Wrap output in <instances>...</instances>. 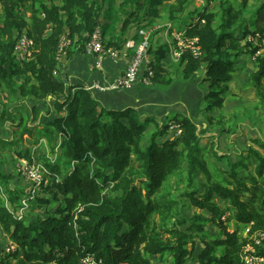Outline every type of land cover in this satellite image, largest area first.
Returning <instances> with one entry per match:
<instances>
[{"label": "trees", "instance_id": "trees-1", "mask_svg": "<svg viewBox=\"0 0 264 264\" xmlns=\"http://www.w3.org/2000/svg\"><path fill=\"white\" fill-rule=\"evenodd\" d=\"M193 1L0 0V94L8 93L0 111V230L15 246L0 264H80L87 256L96 264H152L153 257L164 264H244L248 247L251 255L264 257V141H254L261 152L249 148L232 162L209 153L210 144L201 145L198 125L186 115L159 123L141 119L131 107L107 110L89 90L73 93L59 75L74 52L84 53L98 26L104 50L131 38L134 46L129 49L135 51L139 30L180 24L184 39H197L202 55L195 59L185 52L168 68L181 82L201 74L208 86L205 109L223 107L236 81L237 58L247 48L255 68L245 87L264 102V54L247 40L251 35L259 45L264 41V1L248 25L243 15L249 0L237 7L226 0H200L195 7ZM157 33L147 48V57L152 55L150 82L169 85L172 80H162L169 76L162 67L167 45L153 48ZM23 34L34 47L31 60L21 63L13 50ZM238 35L246 47H240ZM62 38L71 45L58 61ZM24 104L31 117L18 111ZM50 108L51 121L39 123ZM217 120L211 117V123ZM217 127L209 122L205 130ZM14 152L10 162H36L44 171L41 192L34 198L14 182L15 174L3 169L9 162L6 155ZM207 153L227 161L226 166L208 164ZM59 157L70 163L63 173ZM201 175L199 189L195 183ZM174 186L177 191L185 186V192L174 197ZM23 201L27 207L19 220ZM189 206L200 212L186 219L181 209ZM43 207L42 215L34 214Z\"/></svg>", "mask_w": 264, "mask_h": 264}, {"label": "rangeland", "instance_id": "rangeland-1", "mask_svg": "<svg viewBox=\"0 0 264 264\" xmlns=\"http://www.w3.org/2000/svg\"><path fill=\"white\" fill-rule=\"evenodd\" d=\"M229 3H231L234 7L238 6V3H240L242 0H226ZM264 0H249L248 4V10L245 11L243 17L246 19L247 25L249 18L253 15L254 10L262 4ZM173 3L176 2V0H172ZM194 6L200 7L201 1L200 0H194ZM2 14V8L0 7V15ZM26 17H29V14H26ZM164 24H159L157 26H153L151 28L156 29V31H159L161 35V39L158 40V43H165L163 39V33L167 29ZM170 32L172 33H182L185 30L184 25H171ZM248 27V26H247ZM165 29V30H164ZM164 30V31H163ZM252 30V28H250ZM163 31V32H162ZM169 32V31H167ZM159 34V33H158ZM158 34L156 35L158 37ZM169 35H171L169 33ZM155 36V37H156ZM172 36V35H171ZM169 42L174 41L170 36H168ZM238 38L241 39L239 41L240 47H246V41L243 40L242 35H238ZM255 39V40H254ZM247 40L251 42V44L255 45L259 48V53L264 54V41H262V44L259 45L258 37L256 36H247ZM258 44V45H257ZM173 45V44H172ZM134 46V45H133ZM132 46V47H133ZM34 47V46H33ZM131 48V47H130ZM251 48H247L244 50V52L241 53V55L237 58V62L235 65V68L238 70L235 74L236 81L230 84V91L229 95L226 97L225 103L223 107L220 110H207L205 109L207 106V102L204 98L205 94L208 92V86L207 84L202 83V76L201 74L195 75L190 81L184 83L182 86L178 87V84L181 82L176 79V77L172 76H166L163 78V80H172V85H164V84H153L149 81V85L144 86L148 89H151L154 91V93L158 94V96L164 95L168 98V104L171 105V109H161L153 107L146 112H148L149 118H155V116L161 117L165 112H175L172 114L168 119L172 118L175 114L182 113L189 117L190 119L194 120V122L198 125V131L200 136H202L201 139V145H209V153L218 152L219 155H225L228 159L232 160V162L235 161L236 158H238L239 154L243 153L245 150L249 148H253V150H258L261 152V150L258 148L257 144L254 143L255 140L259 139L264 141V102L259 101L258 97L254 93V90L251 87H245V83L248 80V77L252 73V71L255 68L254 61L250 59V53ZM14 53V50H13ZM33 54V49L30 53V57L27 58L25 61L28 62L31 60ZM57 59V57H56ZM58 60V59H57ZM60 61V60H58ZM242 72L244 75H242ZM263 87H264V80H263ZM158 85L162 87H158ZM153 86V87H152ZM157 86V87H154ZM129 90V89H123L119 88V90ZM114 90H108V91H115ZM8 93L5 92V94H0V111L3 107L2 104L7 103ZM165 102V100H164ZM18 103V102H17ZM167 103V102H165ZM15 104V103H13ZM2 105V106H1ZM9 105V103L7 104ZM11 105V104H10ZM20 105V104H19ZM21 107L18 111L24 116L29 115V117L32 116L31 108H28L27 105H21ZM53 110L50 108L49 114L50 115H42L41 119L39 120V123H47L48 121H51V118L53 117ZM155 115V116H154ZM215 115V118L219 117V120H217V131H215L213 128L206 129L207 123L210 122V126H214L216 123L215 121L211 123V117ZM49 116V117H48ZM27 122V121H26ZM35 122L32 121V125ZM31 127V126H30ZM220 130H224L225 134L221 136ZM215 131V132H214ZM235 133V134H234ZM172 134H175L172 132ZM4 139H7L6 135H2ZM29 146H33V149L36 150L39 148V145H33L32 143L29 144ZM12 147V146H11ZM30 147H28L30 149ZM22 149H26L27 147H20ZM18 147L14 146V150H17ZM50 150V148H48ZM41 150V148H40ZM39 150V154H40ZM44 152H47V148H43ZM55 151V150H54ZM205 150L203 149L202 152ZM42 152V151H41ZM16 152H14V155L12 153H9L6 155L5 160H9L8 163L4 164L3 169L11 174H15L14 182L19 185L21 188L28 190L30 188V185L28 182L24 181L23 178L18 174L17 165L13 162H10L11 158L14 157ZM50 154L51 150H50ZM37 155V153H36ZM206 157V161L211 166H214V168H224L226 166V162H218L213 155L208 154ZM38 161V160H37ZM40 162V161H39ZM41 163V162H40ZM59 163V172L63 173L65 172L70 163L66 160H63L62 158H58ZM26 162L21 161L18 165L22 167H26ZM38 164V163H37ZM21 167V168H22ZM254 168L251 167L250 171L253 173ZM19 176H18V175ZM41 180L44 178V172L41 173ZM202 177L203 175L199 176L196 179L195 187L201 188L202 184ZM174 197H178L179 193L185 192V186H180L179 190L177 191L176 186H174ZM39 194V193H38ZM184 201V200H183ZM185 202V201H184ZM36 203V202H35ZM218 205L222 207L221 201H217ZM186 204V202H185ZM188 204V203H187ZM44 208L42 210H36L34 211L35 215H42ZM55 207L50 209V212H54ZM183 211V216L187 219L192 217L193 213H199L195 208L188 207L187 209H181ZM229 216V213L227 212L223 218H226ZM235 222L234 218L231 219V221L228 223V225H232V223ZM229 226L227 230L231 232L233 230L232 226ZM246 231L243 232L245 234ZM188 248H191L190 245H188ZM15 249V246L9 241L8 236L5 233H2L0 230V258L7 256L13 250ZM200 249V245L198 244L197 252ZM198 253H196V256ZM152 264H164L161 263L158 260V257L152 258ZM187 264H196L195 262H189Z\"/></svg>", "mask_w": 264, "mask_h": 264}, {"label": "crops", "instance_id": "crops-1", "mask_svg": "<svg viewBox=\"0 0 264 264\" xmlns=\"http://www.w3.org/2000/svg\"><path fill=\"white\" fill-rule=\"evenodd\" d=\"M167 26L169 27V29H166L163 33V39L165 43H158V40L161 39L160 34H162L160 32L159 34L157 33L158 37L156 36V34V37L154 36L152 41L153 48L157 45H167L166 48L168 51V56L165 59L162 67L167 69L164 75L169 74V76L174 77L172 74V69L168 68V66H174L177 63L173 58H171L170 55L172 50L175 48L176 40L171 35H169V33L171 34V27L169 25ZM172 33L175 32L172 31ZM168 36H170L174 41L169 42ZM131 42L134 43L133 39L130 38L125 44L120 43L119 47H110L109 50H115L118 53V58L116 60H112L109 56H89L82 52H74L69 57V59L60 66L59 75L63 78L66 84L73 87V93L78 88H83L86 90L91 89V95L96 99L101 107L107 110H122L127 107H131L138 111L141 119H145L149 118L148 112H146V110L155 106L156 108H158L160 106L158 104H161V106L159 107L161 109H171V105L168 104V98L166 96H158V94L154 93L153 90L144 87V85L141 83L142 78L145 77V72L148 69L147 66L149 63V59L152 58V55H149L146 58V61L142 66L138 82L134 85L133 88L129 90L120 89L115 91H100L92 88L95 85H100L103 88H107L124 73L127 67V63L134 52L127 46V44H130ZM244 74L242 72V75ZM186 82L188 81L179 83L178 87L182 86ZM170 85H172V83L168 86ZM158 87L162 86L158 85ZM164 100L167 103H165ZM174 113H176V111L173 113L165 112L161 117L154 115V120L159 123H167L170 119L167 121L165 120ZM213 117H215V115H213ZM149 129H151V127Z\"/></svg>", "mask_w": 264, "mask_h": 264}, {"label": "built area", "instance_id": "built-area-1", "mask_svg": "<svg viewBox=\"0 0 264 264\" xmlns=\"http://www.w3.org/2000/svg\"><path fill=\"white\" fill-rule=\"evenodd\" d=\"M165 27L169 29L168 26ZM155 31L156 29L153 28L139 30L138 35L140 37V43L135 48L134 54L130 57L124 73L119 78H117L113 84H111L107 88H103L100 85H95L92 88L100 91H108L114 89L119 90V88H123V89L133 88L134 85L138 82L142 66L144 65L147 58V48L149 46V40ZM171 35L176 40L175 48L170 53L171 58H173L175 62H178L181 56L185 52H189L195 59L201 58L202 52L200 48L197 46L198 43L197 39L186 40L184 39L183 32L171 33ZM70 45L71 42L69 40L65 38L61 39L57 53L58 60H61L63 56H65L66 49ZM133 45H134L133 42L127 44L129 48L132 47ZM32 49H33V41L26 34L21 35L17 44L14 47L13 55L16 61L21 63L26 62L25 60L30 57V53ZM83 50H84V54L89 56H98V57L109 56L112 60H116L118 58L117 51L104 50L102 30L99 26L96 27L95 30L93 31V33L90 36V39L85 44ZM146 72L147 75L141 80V83L144 86L149 85V81L152 76V73L148 69L146 70ZM87 90L90 91L91 89H87ZM18 165L16 171H18V174H20L23 180L28 182L30 185V188L28 190L26 189V194L29 195L30 198H34L36 194L41 192V185L43 183V180H41L40 176L41 173H43L44 171L42 167L36 162L31 165L26 163L25 164L26 167L19 166L18 168ZM22 206L23 208H21L18 212L17 219L19 220L23 218L24 209L27 207L26 202L23 201ZM244 254H245L243 257L244 264H264V257L261 256L255 257L251 255L253 254V250L251 248L249 247L246 248ZM80 264H96V262L92 257L87 256L81 260Z\"/></svg>", "mask_w": 264, "mask_h": 264}]
</instances>
